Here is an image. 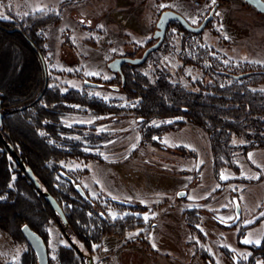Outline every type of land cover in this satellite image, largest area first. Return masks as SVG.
I'll use <instances>...</instances> for the list:
<instances>
[{"label": "rangeland", "instance_id": "374dc122", "mask_svg": "<svg viewBox=\"0 0 264 264\" xmlns=\"http://www.w3.org/2000/svg\"><path fill=\"white\" fill-rule=\"evenodd\" d=\"M194 1L0 0L4 17L0 19L60 17L44 30L49 86L63 92L84 91L120 108L101 117L83 110L61 117L67 127L86 125L82 128L86 137L102 138L91 143L72 134L90 157L61 161V174L56 176L59 186L64 176L75 179L105 215L106 232L93 245L94 264H248L250 247L259 246L264 237V149L247 154L235 151L233 160L241 173L225 167L217 178L210 140L202 128L187 122L155 135V140H143L135 116L121 110L134 102L124 94L109 64L117 57L141 56L155 43L156 23L166 9L180 12L190 23L197 20L194 25L214 9L213 19L195 41L213 48L225 63L264 65V13L244 0H215V4L199 0V6ZM162 4L168 7H159ZM170 33L168 43L155 49L140 70L151 81L158 68H168L185 83L198 78L208 81L201 70L183 65L178 55L182 34L175 27ZM259 88L264 89V83ZM222 174L229 178L222 179ZM239 177L249 178L244 182ZM19 189L25 193L24 186ZM188 211H194L196 219H188ZM132 216L135 220L129 224L134 227L123 229L121 221ZM45 231L49 264H71L74 258L65 250L71 244L62 226L50 220ZM246 239L260 244H246ZM254 262L264 264V259L256 257ZM0 264H38V259L24 237L0 228Z\"/></svg>", "mask_w": 264, "mask_h": 264}, {"label": "trees", "instance_id": "16d2710c", "mask_svg": "<svg viewBox=\"0 0 264 264\" xmlns=\"http://www.w3.org/2000/svg\"><path fill=\"white\" fill-rule=\"evenodd\" d=\"M59 18L48 15L15 22L0 19V99L5 113L0 127L3 135H0V228L24 237L21 227L28 223L46 241V224L55 220L71 244L65 249L66 255L88 264L87 256L92 255L93 245L106 232L105 215L102 209L97 211L88 193L78 190L75 179L64 176L66 180L59 186L56 176L61 174V161L89 156L80 149V139H74L72 134L81 135L91 143L102 138L86 137L82 132L86 125L67 127L61 117L74 110L101 117L116 114L120 108L117 110L102 98L84 91L63 92L59 87L49 86V81L44 89L46 75L40 54L46 61L49 52L44 30ZM14 27H20L21 31L8 30ZM172 27L182 34L178 55L183 65L201 70L209 80L198 78L185 83L168 68H158L155 80L151 81L140 70L141 64L124 63L115 78L134 105L121 110L135 116L141 125L143 140H155L152 139L155 135L161 136L187 122L199 126L210 140L215 176L219 178L225 167L240 174L241 169L233 160L234 152L247 154L253 149H264V89L259 88L264 83V65L240 67L225 63L214 55L213 48L195 41L198 33L186 30L179 22L170 23L160 47L168 43ZM39 130L44 131L43 135ZM8 144L33 169L43 190L49 191L61 204L67 226L45 194L25 174ZM238 179L247 182L243 177ZM20 185L24 186L25 193L19 189ZM187 216L191 221L196 219L194 211H188ZM132 220L135 217L124 219L119 225L123 229L133 228L129 224ZM77 242L86 254L81 255L75 248ZM250 248L252 255L248 264H255L256 257L264 259V237L259 246ZM71 251L76 255L71 256ZM204 254L209 257L205 251ZM74 260L70 263H76Z\"/></svg>", "mask_w": 264, "mask_h": 264}, {"label": "water", "instance_id": "95a60500", "mask_svg": "<svg viewBox=\"0 0 264 264\" xmlns=\"http://www.w3.org/2000/svg\"><path fill=\"white\" fill-rule=\"evenodd\" d=\"M244 1L248 3L249 5L253 6L254 8H256L258 11L264 13V0H244ZM213 17H214V9L198 25H194L190 23L188 19L184 15H182L180 12L173 10V9H166L161 12L159 19L156 23L157 29L154 33V38L156 39L155 43L148 46L144 50L141 56L132 57L129 55H125V56L117 57L116 59L110 62L109 66L111 68H114V70H117V69H121L124 63H128L130 65L142 64L147 59L149 54L155 49H157L162 44V42L165 39L167 29L171 22H179L186 30L191 31L193 33H200L206 27L209 21L213 19ZM8 30L9 31H21V28L14 27ZM40 57H41L43 68H44L45 75H46L45 87H44L45 89L48 86V81H49L48 80V69H47V64H46L44 57L41 54H40ZM86 84L97 85L98 83L86 81ZM41 95L42 93L39 95L38 99L41 97ZM2 102H3L2 99H0V127L4 121V116H5V113L2 110ZM0 135L3 136L1 133V130H0ZM8 148L11 151V153L14 155L16 160L18 161L19 165L21 166L25 174L34 183L36 189L39 192H42L45 194L48 203L59 214L61 220L67 226L68 220H67L65 211L63 207L61 206V204L58 202V200L49 191L43 190L42 184L39 181L38 177L33 172V169L30 166H27L25 164L23 158L19 155L17 150L11 144H8ZM76 186L81 193H85V191L82 189V187L79 184ZM180 193H183L185 195V191H181ZM184 195H181V196H184ZM115 200L118 202H121L118 199H115ZM239 212H240V209H239V206H237L238 215H239ZM21 230L28 244L34 250L37 256V259H38V264H49L47 244L44 238L41 236V234L37 232L35 229H33L28 223L23 224L21 227ZM74 246L80 252L81 255L85 254L77 243H74ZM87 258H88V264H94V261L91 255H88Z\"/></svg>", "mask_w": 264, "mask_h": 264}, {"label": "snow or ice", "instance_id": "6c2138e0", "mask_svg": "<svg viewBox=\"0 0 264 264\" xmlns=\"http://www.w3.org/2000/svg\"><path fill=\"white\" fill-rule=\"evenodd\" d=\"M211 3H212V4H215V0H211ZM159 7H168V5H163V4H162V5H160ZM38 11L43 12L44 9H38ZM0 18H4V17L0 16ZM192 23H198V21L195 20V19H193ZM100 27H103V26L101 25ZM89 75H96V73H89ZM105 78L107 79L108 77H105ZM166 143H167V142H166ZM251 158H252V156H251V154H249V159H251ZM253 163H255V161H253ZM221 178H222V179H228L229 177H228V176H224V175L222 174V175H221ZM245 178H249V177H245ZM180 195H184V194H183V193H180ZM113 218H116L115 215L113 216ZM144 219L147 220L148 217L145 216ZM221 219H222V222H223V218H221ZM229 219H231V217H229ZM244 243H246V244L250 243V244H256V245H258V244H260V240H250V239H246V240L244 241Z\"/></svg>", "mask_w": 264, "mask_h": 264}, {"label": "built area", "instance_id": "2783aa9c", "mask_svg": "<svg viewBox=\"0 0 264 264\" xmlns=\"http://www.w3.org/2000/svg\"><path fill=\"white\" fill-rule=\"evenodd\" d=\"M194 2H195V4H196L197 6L201 5V3H200L199 0H195Z\"/></svg>", "mask_w": 264, "mask_h": 264}, {"label": "flooded vegetation", "instance_id": "af4514ba", "mask_svg": "<svg viewBox=\"0 0 264 264\" xmlns=\"http://www.w3.org/2000/svg\"><path fill=\"white\" fill-rule=\"evenodd\" d=\"M123 66V65H122ZM111 68V67H110ZM122 68V67H121ZM111 69H113L114 70V68H111ZM121 71V69H117V70H115V72L116 73H118V72H120ZM113 223H115V222H113Z\"/></svg>", "mask_w": 264, "mask_h": 264}]
</instances>
